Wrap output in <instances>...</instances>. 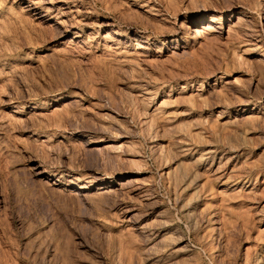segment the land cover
<instances>
[{
    "label": "rangeland",
    "instance_id": "obj_1",
    "mask_svg": "<svg viewBox=\"0 0 264 264\" xmlns=\"http://www.w3.org/2000/svg\"><path fill=\"white\" fill-rule=\"evenodd\" d=\"M0 264H264V0H0Z\"/></svg>",
    "mask_w": 264,
    "mask_h": 264
},
{
    "label": "bare ground",
    "instance_id": "obj_2",
    "mask_svg": "<svg viewBox=\"0 0 264 264\" xmlns=\"http://www.w3.org/2000/svg\"><path fill=\"white\" fill-rule=\"evenodd\" d=\"M259 17H260V16H259ZM210 22H211V21H210ZM201 28H204V27H201ZM201 28H200V29H201ZM196 30H197V29H196ZM201 30H202V29H201ZM201 32H202V31H201ZM203 32H204V31H203ZM199 33H200V32H199ZM204 33H205V32H204ZM200 35H201V34H200ZM25 106H27V105H25ZM29 107H30V106H29ZM23 108H24V107H23ZM31 108H32V107H31ZM19 109H20V108H19ZM21 110H22V109H21ZM21 110H20V111H21ZM22 112H23V111H22Z\"/></svg>",
    "mask_w": 264,
    "mask_h": 264
}]
</instances>
